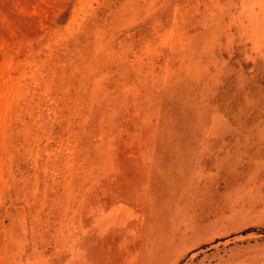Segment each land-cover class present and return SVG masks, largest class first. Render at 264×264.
Returning <instances> with one entry per match:
<instances>
[{
	"label": "rangeland",
	"instance_id": "374dc122",
	"mask_svg": "<svg viewBox=\"0 0 264 264\" xmlns=\"http://www.w3.org/2000/svg\"><path fill=\"white\" fill-rule=\"evenodd\" d=\"M0 264H264V0H0Z\"/></svg>",
	"mask_w": 264,
	"mask_h": 264
}]
</instances>
